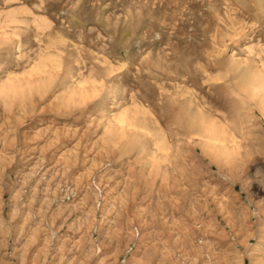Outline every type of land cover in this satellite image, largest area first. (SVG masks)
Returning a JSON list of instances; mask_svg holds the SVG:
<instances>
[{"label":"rangeland","instance_id":"obj_1","mask_svg":"<svg viewBox=\"0 0 264 264\" xmlns=\"http://www.w3.org/2000/svg\"><path fill=\"white\" fill-rule=\"evenodd\" d=\"M263 77L264 0H0V264H264Z\"/></svg>","mask_w":264,"mask_h":264},{"label":"bare ground","instance_id":"obj_2","mask_svg":"<svg viewBox=\"0 0 264 264\" xmlns=\"http://www.w3.org/2000/svg\"><path fill=\"white\" fill-rule=\"evenodd\" d=\"M241 9H242V8H241ZM250 65H251V64H250ZM37 68H38V67H37ZM37 68H36V69H37ZM40 69H41V68H39V70H40ZM247 69H248V68H247ZM252 70H253V69H252ZM34 71H36V70H34ZM40 71H41V70H40ZM244 71H245V70H244ZM34 74H36V72H35ZM34 74H33V75H34ZM37 74H38V73H37ZM257 74H259V73H257ZM34 76H35V75H34ZM36 76H37V75H36ZM262 76H263V75H262ZM29 77H30V76H29ZM29 77H28V78H29ZM31 78H33V76H32ZM31 78H30V79H31ZM186 78H187V77H186ZM30 79H29V80H30ZM259 79H261V78H259ZM255 80L257 81V79H255ZM263 80H264V77H263ZM253 81H254V80H253ZM259 81H260V80H259ZM261 81H262V80H261ZM9 84H10V83H9ZM11 84H12V82H11ZM11 84H10V85H11ZM31 84H32V83H31ZM31 84H30V86H31ZM12 85H14V83H13ZM12 85H11V88H10V87H6V88L3 87V88H5V90L2 88L3 91H4L3 93H8V92H5L6 90H7V91L11 90L12 93H13V88H14L15 85H14L13 87H12ZM94 85H95V84H94ZM252 85H253V84H252ZM67 86H68V85H67ZM82 86H83V85H82ZM96 87H97V86H96ZM262 87H263V83H262V82H258L257 85H256V87H254V85H253V87H251V89H252V91H253V88H254L255 91H253V92H254V93H255V92L257 93V92H259V90H261ZM80 88H82V87H80ZM83 88H84V87H83ZM83 88H82V90L84 91L85 88H84V89H83ZM16 89H17V88H16ZM16 89H15V90H16ZM19 89H20V88H19ZM93 89H94V87H93ZM239 89H240V88H239ZM61 90H62V89H61ZM63 90H64V89H63ZM63 90H62V91H63ZM67 90H70V89L68 88ZM77 90H78V87H77V89H76V92H77ZM79 90H80V89H79ZM85 90L87 91V89H85ZM88 90H89V89H88ZM262 90H263V89H262ZM16 91H17V90H16ZM70 91H71V90H70ZM72 91L75 92V90H72ZM72 91H71V92H72ZM91 91H92V90H90V93H91V94L94 93V92H91ZM93 91H96V90L94 89ZM244 91H246V89H244ZM66 92H67V91H66ZM76 92H75V93H76ZM80 92L82 93V91H80ZM80 92H79V93H76V94L79 95ZM1 93H2V91H1ZM63 93H64V92H63ZM88 93H89V92H88ZM88 93H87V94H88ZM250 93H251V92H250ZM8 94H9V93H8ZM13 94H14V93H13ZM70 94H71V93H70ZM70 94H69V95H70ZM83 94L85 95V91L83 92ZM95 94H96V92H95ZM95 94H94V96H95ZM257 94H258V93H257ZM4 95H6V94H4ZM64 95H67V94H64ZM255 95H256V94H253L252 97H254ZM67 96H68V95H67ZM92 96H93V95H92ZM70 97H73V96H70ZM80 97H81V96H80ZM68 98H69V97H68ZM82 98H83V97H82ZM259 98H260V97H259ZM253 99H254V98H253ZM71 100H72V99H71ZM71 100H69V101L71 102ZM67 101H68V99H67ZM69 101H68V102H69ZM72 101H73V100H72ZM260 102H261V98H260ZM183 103H184V102H183ZM63 105H64V104H63ZM70 105L73 106V103H71ZM70 105H69V106H70ZM74 106H75V105H74ZM74 106H73V107H74ZM259 107H260V112L262 113V115H263V117H264V103H263V101L259 104ZM69 108L71 109V107H69ZM128 114H129L128 112L123 111V112L120 114V116L117 118V120H116V125L112 124V126H111L112 128H111V129H113L114 126H115V128L117 129V128H119V127L125 125V124L128 122V120H129V116H128ZM130 115H131V114H130ZM112 120H113V119H112ZM132 120H133V119H132ZM109 121H110V120H109ZM130 121H131V120H130ZM133 121H134V120H133ZM110 122H111V121H110ZM131 122H132V121H131ZM132 123H133V122H132ZM110 125H111V124H110ZM130 126H131V124H130ZM108 129H109V128H108ZM116 129H115V130H116ZM125 129H126V128H125ZM115 130H114V131H115ZM119 131H120V130H119ZM108 132H109V131H108ZM115 132H116V131H115ZM120 132H121V131H120ZM120 132H119V134H121ZM111 134H112V133H111ZM198 134H200V133H198ZM105 135H106V134H105ZM194 135H195V134H194ZM110 136H111V135H110ZM114 136H115V135H114ZM120 136L122 137V135H120ZM121 137H120V139H121ZM126 137H127V135H126ZM113 139H114V138H113ZM124 139H125V138H124ZM125 140H126V139H125ZM116 142H117V141H116ZM208 149H209V148H208ZM208 149H207V150H208ZM204 150H205V147H204ZM206 152L209 153V151H206ZM212 153H213V152H212ZM216 153H217V152H216ZM214 154H215V153H214ZM218 154H220V153H217L216 156H218ZM209 155H210V154H209ZM212 155H213V154H212ZM210 156H211V155H210ZM213 157H214V155H213ZM218 157H219V156H218ZM215 159H216V158H215ZM219 159H220V158H219ZM219 159H218V160H219ZM218 160H217V161H218ZM214 162H215V161H214ZM215 163H217V162H215ZM219 163H220V161H219ZM252 224H253V223H252ZM250 226H252V225H250ZM246 230H247V229H246ZM241 233H242V232H241ZM253 239H254V238H253ZM263 262H264V260H263Z\"/></svg>","mask_w":264,"mask_h":264}]
</instances>
